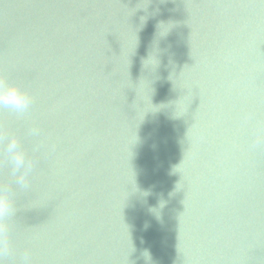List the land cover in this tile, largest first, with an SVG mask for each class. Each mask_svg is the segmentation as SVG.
<instances>
[{
  "label": "water",
  "instance_id": "95a60500",
  "mask_svg": "<svg viewBox=\"0 0 264 264\" xmlns=\"http://www.w3.org/2000/svg\"><path fill=\"white\" fill-rule=\"evenodd\" d=\"M0 77V264H264V0H0Z\"/></svg>",
  "mask_w": 264,
  "mask_h": 264
},
{
  "label": "clouds",
  "instance_id": "9594fccd",
  "mask_svg": "<svg viewBox=\"0 0 264 264\" xmlns=\"http://www.w3.org/2000/svg\"><path fill=\"white\" fill-rule=\"evenodd\" d=\"M32 105L33 97L27 90L0 77V111L7 110L10 113L22 116L29 112ZM28 135L33 137L39 136V129L30 128ZM39 147V145H35L34 150H39ZM3 152L7 156L10 175L14 178L15 185L27 190L29 188L28 178L33 169V162L26 155L20 141L15 137H10L8 142L3 146ZM12 215H14V208L11 203L7 199H0V218ZM11 255H13V252L7 243L0 244V257ZM20 264H31L30 256L25 254Z\"/></svg>",
  "mask_w": 264,
  "mask_h": 264
}]
</instances>
